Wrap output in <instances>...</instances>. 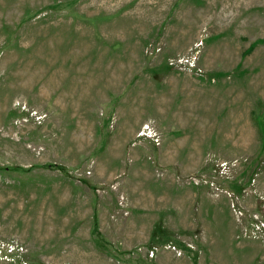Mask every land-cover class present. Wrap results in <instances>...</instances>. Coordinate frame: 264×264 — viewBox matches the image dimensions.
Masks as SVG:
<instances>
[{"label": "rangeland", "instance_id": "1", "mask_svg": "<svg viewBox=\"0 0 264 264\" xmlns=\"http://www.w3.org/2000/svg\"><path fill=\"white\" fill-rule=\"evenodd\" d=\"M0 264H264V0H0Z\"/></svg>", "mask_w": 264, "mask_h": 264}]
</instances>
